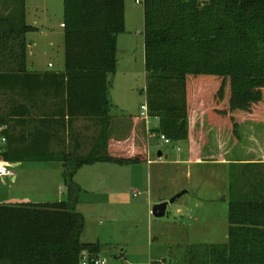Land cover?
Listing matches in <instances>:
<instances>
[{"label": "trees", "instance_id": "obj_1", "mask_svg": "<svg viewBox=\"0 0 264 264\" xmlns=\"http://www.w3.org/2000/svg\"><path fill=\"white\" fill-rule=\"evenodd\" d=\"M62 1L64 110L70 119L98 118L100 129L84 156L33 158L64 163L66 198L0 204V264H76L83 252L97 255L98 242L81 240L84 221L76 207L82 188L74 182L75 174L96 163L123 166L148 160L146 147L109 138L108 91L117 36L124 30V0ZM25 15V0L15 10L0 11V89L27 77L24 84L45 90L52 83L48 78L58 76L27 71L26 36L36 28L26 23ZM143 21L144 93L149 116L157 120L153 133L172 142L188 139L193 111L206 113L210 123L230 128L235 137L242 124L260 119L264 0H144ZM5 122L0 114V127H5L0 138L6 139L0 161H14ZM150 264H264V192L241 194L229 203L225 243L192 244L175 258Z\"/></svg>", "mask_w": 264, "mask_h": 264}, {"label": "rangeland", "instance_id": "obj_2", "mask_svg": "<svg viewBox=\"0 0 264 264\" xmlns=\"http://www.w3.org/2000/svg\"><path fill=\"white\" fill-rule=\"evenodd\" d=\"M124 4V30L117 36L116 69L110 76L108 91L110 136L116 142L146 145L151 162L123 166L100 164L78 170L75 179L86 189L79 195L76 211L84 221L81 240L98 242V254L108 264H150L175 258L192 244L226 242L228 207L240 195L242 179L238 174L242 168L213 165L204 147L202 162H189L185 140L179 144L181 151L176 152L174 142L162 144L159 137L146 132L156 128L157 121L149 118L147 126L139 114L145 104L147 83L143 5L134 0H124ZM25 10L28 25L36 28L27 35L31 42L29 59L40 69H46L48 62L54 65L53 71L61 68L63 1L25 0ZM2 104L0 96V109ZM203 113L196 111L188 117V129L201 131L202 138L194 134L193 142L200 144L198 137L201 146H207L212 141V128L217 126ZM238 150L234 154L240 156ZM88 151L90 148L82 156ZM158 151L163 153L161 158L157 156ZM8 168L14 177L0 179V203L6 196L20 203L56 202V194H62L63 200L66 198L64 163L33 161L11 164ZM178 194L181 195L167 205L163 217L152 215L156 204L168 202Z\"/></svg>", "mask_w": 264, "mask_h": 264}, {"label": "crops", "instance_id": "obj_3", "mask_svg": "<svg viewBox=\"0 0 264 264\" xmlns=\"http://www.w3.org/2000/svg\"><path fill=\"white\" fill-rule=\"evenodd\" d=\"M18 2L19 0H0V11H4L5 9L15 10L18 6ZM62 45L64 49V41ZM30 48L31 42H28L26 53L27 71L30 73H39L41 76L46 73L54 72L58 76H51L52 78H48L52 83L48 84L45 89L47 96H44L45 90L43 88L45 87H42L43 91L41 87L40 90H37L26 83L24 84L23 79H26L27 82V77L19 79L17 83L11 82V87L5 86L3 89H0V96H2L3 99L0 114L3 115L6 121L5 124L9 134L8 154L10 158H15L14 161H0L6 166L11 164L17 165L19 163H30L34 161L33 158L46 156L48 154L62 155L65 153L70 156L82 155L86 149L90 148L91 150L100 129L98 118L70 119L68 115H66L64 110V95L61 92L64 59L62 60L61 68L55 69V71H53L54 65H51L50 62L47 63L46 69H40V67H36L29 59L28 52ZM48 79L46 77V81ZM194 112L196 111L191 112L189 117L193 115ZM189 132V138L185 140L188 148L187 154L190 157L189 162L201 163L202 159H200V156L202 155V147H204V151L210 154V156H208L210 159L209 162L213 165L227 168L241 166L242 172L238 174V177L242 179L240 182V184H242V189L239 191L240 195L254 194L256 196L259 195V193L263 194L264 107L260 119L258 121L251 120L242 124L236 137L230 128H219L217 126L216 128H212V132L210 133L212 136L210 145L201 146L203 133L192 129H189ZM194 134L201 137L200 140L197 139L198 137L196 138L197 142L200 144H195L193 142V140H195L192 138ZM109 138H111L110 134ZM180 142L181 141L174 142V149L176 152L181 151V147L179 146ZM126 144L135 147H143L141 144L136 145L132 143L131 145L129 142ZM2 145L3 144L0 143V146ZM84 145H87V148H85ZM144 147L147 149L148 159L149 149L146 145H144ZM237 148L239 149L238 151H240V156L234 154V150ZM157 156L161 158L163 153L158 151ZM147 162L150 163L151 161L148 159ZM100 164L110 163H96L88 167ZM85 167L86 166L81 167L79 171ZM76 177L77 175L74 177V182L82 189H86L85 185H83L80 180L75 179ZM52 189L56 188L53 187ZM61 195H55L58 201L63 200ZM3 198L4 202L0 204L20 203L10 200L7 196Z\"/></svg>", "mask_w": 264, "mask_h": 264}, {"label": "built area", "instance_id": "obj_4", "mask_svg": "<svg viewBox=\"0 0 264 264\" xmlns=\"http://www.w3.org/2000/svg\"><path fill=\"white\" fill-rule=\"evenodd\" d=\"M134 2L136 4H142L144 3V0H134ZM63 27V25H61ZM140 116L144 119L145 121V125H147V121L149 118H151L149 116V113H148V108H147V105H146V102L144 105H142L140 107V112H139ZM154 119L155 121H157L155 118H152ZM148 126V125H147ZM5 127H0V130H3ZM153 129H149L147 130L146 132L147 133H151V136L152 137H159V140L162 144H165V145H170L171 143H173L172 141H170L169 139H167L166 137H164L163 135H158L156 133H153L152 132ZM6 141L5 137H2L0 138V142L2 144H4ZM14 177V173L13 171H11L8 166H6L4 163H1L0 162V179H3V178H8V179H13ZM76 264H108L107 260L100 257L99 254L97 255H91V254H88L86 252H83L81 254V257L80 259L78 260V262Z\"/></svg>", "mask_w": 264, "mask_h": 264}, {"label": "water", "instance_id": "obj_5", "mask_svg": "<svg viewBox=\"0 0 264 264\" xmlns=\"http://www.w3.org/2000/svg\"><path fill=\"white\" fill-rule=\"evenodd\" d=\"M185 192H182L181 194H183ZM181 194H178L176 197L170 199L168 202H159L158 204H156L153 208H152V215L154 217H157V218H160V217H163L165 215V212H166V208H167V205L169 203H173L174 200L179 197Z\"/></svg>", "mask_w": 264, "mask_h": 264}]
</instances>
